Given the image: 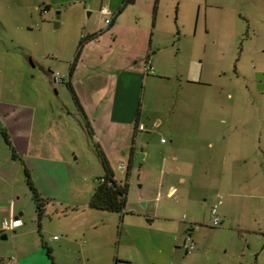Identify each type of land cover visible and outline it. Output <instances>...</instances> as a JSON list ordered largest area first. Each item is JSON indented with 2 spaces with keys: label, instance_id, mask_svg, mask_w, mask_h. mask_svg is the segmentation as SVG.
I'll return each mask as SVG.
<instances>
[{
  "label": "crops",
  "instance_id": "0c3cea01",
  "mask_svg": "<svg viewBox=\"0 0 264 264\" xmlns=\"http://www.w3.org/2000/svg\"><path fill=\"white\" fill-rule=\"evenodd\" d=\"M52 1L60 8L56 18H60L61 22V15L67 9H73L74 14L84 20V10L93 5V0ZM7 3L20 5L19 1ZM21 5L22 8H26L23 1ZM102 5H106L112 12L111 22L106 24L104 21L103 28L90 30L85 36L92 34L96 36L82 42L74 58L71 59V56L64 58L68 70L66 72L61 70L67 76L66 81L71 83L83 109V119L78 118V121L88 133L91 129V141L104 153L111 170L112 164L109 160L111 152L118 153L119 159L126 157L131 160L136 153L137 143H141L140 150L144 153L141 157L145 159L150 154V160L159 174L152 198L154 210L153 213H148L151 218L148 217L147 220L152 222L159 219L160 222L156 223L159 224L158 230L172 234L174 243L181 244L186 249L189 241L194 243V232L202 224L195 215L198 211V203L206 200L198 199L196 202L197 190L201 188L208 196V193L215 189L213 195L220 198L218 202L222 204L219 223H223L224 219L230 222L233 220V210L236 209L234 204L244 195L243 183L245 185L250 183L251 179L256 178L260 173L258 162L252 161L254 165L251 166L241 149H244L245 141L248 146L259 145L258 149L264 146V139L261 138L264 132L262 124L264 113L250 114L249 107H245L247 115L234 118L231 109L233 102L226 101L231 98V94L227 93L225 99L210 96L214 84L209 78L212 79L211 73L215 68L204 70L200 62H196L194 53L185 57L182 65L173 66V62L168 61L167 58L172 55L157 46L161 37L158 32H164L158 30L161 27L160 0L131 2L99 0V10ZM38 7L41 11V6ZM49 7L50 4H44L42 11H48ZM28 14L32 17V11ZM174 19L176 21V17ZM219 31L220 29L215 27L213 42L216 45L220 43ZM176 32L180 31L176 30ZM228 32H231L230 28ZM235 34H241V30L236 31ZM194 37L195 33L191 39V46L186 51L200 50V41L199 44L196 43L198 38ZM94 45L98 47L97 51ZM93 62L94 66H99L100 69L91 73L86 64ZM57 65L56 62L54 67ZM53 69L50 72H54ZM169 69L174 70L172 74L167 73ZM85 73H88L87 78L83 76ZM203 75L208 80H201ZM46 76L51 78L50 74ZM98 78L101 79L99 84L96 82ZM53 81L54 91L58 93L55 83L65 85V82ZM89 82H93L92 88ZM214 86L219 90L224 88L223 83L220 82ZM203 90L209 91V97H198ZM200 101L215 104L214 108L220 111L218 112L220 115L208 111L202 118L197 107L192 108L195 109L194 112H187V105L196 106ZM23 104L16 99L0 96V129L5 133L7 140L5 142L14 152L19 150L24 153H34L35 165L31 163L28 165L37 172L33 177V184L41 197L46 200L44 213L48 219L45 222L44 220L41 222V219L38 221L36 232L39 240L37 246H32L31 241H36L35 236H31L33 232L25 236L27 220L20 210L21 196L14 194L16 189L14 179L16 182L18 179L15 159L10 160L6 169L0 165V213L3 212L4 218L14 217L21 220L17 227L0 230L3 232L2 235H6L4 232L12 233L14 255L10 256L16 258L17 264H65L63 260L72 255L76 258L77 264H91L99 258L98 251L101 250L103 254L106 249V229L104 222H100L105 218H101L87 208L93 191L89 185V178L80 177V174L78 176L68 174L74 164H79L74 145L71 143L73 148L71 145L64 147L65 150H70L71 156L56 150L57 146L60 148L59 143L64 144V140L65 144L72 141L65 139V136L62 142V131L58 128L62 111L58 112V116L55 115L56 109L50 103L52 116H49L42 106L35 103L31 106ZM249 104L260 106L264 104V100L259 102L253 101L252 97H246L242 101V108ZM29 109H32L31 116L28 115ZM28 118L31 119L29 124L26 122ZM144 119L151 120L156 127L165 124L168 127L167 138L164 141L160 139V143L152 147L154 129L149 128ZM206 122L209 123L208 127L205 125ZM140 125L142 128H139ZM179 125L182 128H178ZM143 132L147 133L146 137L140 135ZM15 142L18 144L16 145ZM16 146H19V149ZM130 151L133 152L132 156L129 155ZM23 166L31 175L32 168L30 171L26 164ZM125 166L120 165L121 168ZM100 175L98 173L96 177ZM163 206L178 208L184 213V220L172 216L171 213L162 212ZM79 210L83 218L74 220L78 218L75 214H79ZM60 213H64L65 217H61ZM139 215L144 214L139 213ZM126 221L132 226L131 219ZM182 223L197 226L193 229V233L187 229V236L184 237L179 233ZM136 225L145 229L148 226L142 219H139ZM119 233H123V226ZM130 237V234L126 235L124 244H129ZM166 244H168L166 241H157L155 247L146 246L144 251L159 255L162 246ZM75 246H77L76 251ZM196 247L201 248L198 243ZM10 256L1 258L0 263ZM114 258L122 262H131L127 252L122 255L118 253L113 256ZM115 264L120 263L115 261ZM148 264H158V262L152 257Z\"/></svg>",
  "mask_w": 264,
  "mask_h": 264
},
{
  "label": "rangeland",
  "instance_id": "374dc122",
  "mask_svg": "<svg viewBox=\"0 0 264 264\" xmlns=\"http://www.w3.org/2000/svg\"><path fill=\"white\" fill-rule=\"evenodd\" d=\"M10 1H19L20 5L8 4L7 2ZM22 1L26 4V8H22ZM37 1L0 0V96L6 99H16L26 106L35 103L44 107L49 116H52L50 103L56 109L55 115L58 116V112L62 111V119L58 121V128L62 131V142L65 136V139L72 141L65 144L64 140V144L59 143L60 148L57 146L56 150L71 156L70 150H65L64 147L71 145L73 148L74 145L79 164H74L73 169H69L67 172L73 176L80 174V177L89 178L90 188L93 189L96 175L103 172L100 158L96 152V144L91 141V134L84 130L82 123L78 121V118L83 119V117L76 108L68 87L56 82L58 93H55L50 70L54 68V71L62 73L61 70H64L66 72L68 65L64 63V58L67 56H71V59L74 58L79 47L83 44L80 43L81 38L86 37L85 35L93 28L105 26L103 14L99 10V0H93L92 7L84 10V20L74 14L73 9H67L61 15L62 22L60 18H56L60 8L52 0ZM47 3L50 4L49 10L43 12V6ZM39 5L41 11H39ZM29 11H32V17H29ZM174 17H176V21ZM55 21L59 22L58 26H55ZM159 22L161 27L158 30H164V32L157 31L161 35L160 43L157 46L172 55L167 59L173 62V66L175 64L182 65L185 57L194 53L196 62H200L204 70L215 68L212 70L214 72L211 73L212 79L209 78V81H212L214 85L218 82L223 83L224 88L219 90L213 85L210 96L225 99L226 94L230 93L232 99H226V101L227 103L233 102L231 109L234 118L247 115L245 107H249L250 114L264 113V104L260 106L249 104L242 108V101L246 97H252L253 101L259 102L264 100V0H160ZM220 22L222 23L220 24ZM215 27L219 28L221 33L220 43L217 45L213 42ZM229 28L231 32H228ZM176 30L180 32L177 33ZM239 30H241V34H235ZM194 33V38H198L196 43L199 44L200 41V50L186 51L191 46ZM93 47H96V51L98 50L97 46ZM56 62L58 65L54 67ZM94 65V62L86 64L91 73L100 69L99 66ZM173 71L169 69L167 73L172 74ZM47 74H50V79L46 76ZM86 75L88 73L83 75L84 78H87ZM206 78L203 75L201 80H208ZM96 82L101 83V79L98 78ZM85 83H87L86 80ZM89 83L92 84L90 85L92 88L93 82ZM202 92L198 97H209L208 90ZM196 107L197 110L200 109L199 113L202 118L208 111L220 115L218 113L220 111L214 108L215 104L212 102L207 104L204 101H200L196 106L187 105V112H194L195 109L192 108ZM31 112L32 109H29L28 115L31 116ZM26 122L29 124L31 119L28 118ZM144 122L149 128L154 129L152 147L160 143V139L164 141L167 138L168 127L165 124L156 127L151 120L144 119ZM262 124L264 125V120ZM83 125L85 126L84 121ZM205 125L208 127L209 123L206 122ZM177 127L182 128L181 125ZM146 134L143 132L140 135L146 137ZM262 134L261 138L264 139V132ZM15 144L17 145L18 142ZM140 146L141 143L138 142L135 148L136 153L131 158V166L128 170L129 174L126 180L128 186L123 215L120 218V214L114 212L97 214L101 218H105L100 222H104L103 225L106 229V249L103 254L99 250V258L91 264H115V261L120 264H148L152 257L158 264H264V146L258 149L259 145L248 146L245 141L244 149H241L251 166L254 165L252 161L258 162L260 173L256 178H252L250 183H246V185L243 183L244 195L240 201L234 204L236 209L233 210L232 221L228 222L224 219L223 223H219L222 204L218 202L220 198L213 195L215 189L208 193V196L201 188L197 190L195 193L196 202L198 199L206 200L198 203V211L195 215L202 224L196 228L195 224L182 223L179 230V233L185 237L187 229L193 233V229L196 228L193 237L195 247L191 252H187L183 245L174 243L172 234L158 230L159 224L156 223L160 222L159 219L152 222L147 220L148 213H153L154 210L152 198L156 191L159 174L158 170H155L154 163L150 160V154L145 159L141 157L144 153L140 150ZM18 147L16 146L17 149H19ZM109 155L115 179L124 183L126 169L121 168L120 165L128 166L129 160L126 157L119 159L118 153L111 152ZM12 158L15 159L14 164L18 169L17 182L14 179L16 188L14 194L21 196L20 210L24 214V219L27 220L24 234L27 236L33 232L31 236H35L36 241H31V245L35 247L39 240V235L36 232L38 221L41 219V222L43 220L45 222L48 218L44 213L38 219L35 204L26 185L23 164H26L30 171L32 168L31 175H29L33 182V177L37 172L28 164L35 165L34 153H24L19 150L14 152L12 147H9V144L5 142L0 129V165H3L5 169L8 168L10 160L13 161ZM195 204L197 206V203ZM214 204H217L218 225L213 226L210 210ZM87 208L89 209V206ZM162 212L171 213L172 216L184 220V213L178 208L171 209L163 206ZM78 213L75 214L78 218H74V220L83 218L80 210ZM93 213L96 214L97 211H93ZM139 213L144 215H139ZM2 214L3 212L0 213V224L7 218H4ZM60 215L65 217L64 213H60ZM124 218L131 219L132 226ZM139 219L148 225L146 229L136 225ZM121 226H123L122 234L119 233ZM171 228L174 229L172 225ZM4 233L7 238H1L3 232L0 231V259L14 255L12 253L14 245L11 238L12 233ZM127 234L131 235L129 244H124ZM157 241L168 243L162 246L159 255L155 252L149 254L144 251L146 246L155 247ZM196 243L201 247L200 249H197ZM157 245L159 247V244ZM76 247H74L75 251ZM199 250L200 252H197ZM126 252L131 259L130 263L122 262L117 258L113 259V256L118 253L122 255ZM63 261L65 264H77L73 255ZM161 261L163 263H160Z\"/></svg>",
  "mask_w": 264,
  "mask_h": 264
},
{
  "label": "trees",
  "instance_id": "16d2710c",
  "mask_svg": "<svg viewBox=\"0 0 264 264\" xmlns=\"http://www.w3.org/2000/svg\"><path fill=\"white\" fill-rule=\"evenodd\" d=\"M127 1L131 2L132 0H127ZM95 36L96 34L82 37L80 43L90 40L91 38H94ZM29 59L31 60L30 57ZM60 82H65V85L71 91L72 97L76 104V108L83 115V109L76 98V94L73 90L71 83L66 80L60 81ZM89 131L91 133V129H89ZM2 134L4 136L5 141L7 142L5 133L3 131H2ZM96 152H97L98 157L100 158L103 172L101 173L100 176L96 177L94 180L93 191H92V194L90 196L87 206H89V209H91L92 211H97L96 214L98 213L103 214L104 212H114L116 214H120V218H121V216L124 213L125 198H126L127 186H128L126 180L129 174L128 170L130 166L129 165L125 166L126 179H125V182L122 183L121 181H118L115 179L113 171L109 168L106 162L104 153L98 147L96 148ZM129 155L132 156L133 152L130 151ZM12 156L14 157V155ZM130 162L131 160H129V163ZM24 173L26 177V185L30 192L31 199L33 200V203L35 204L38 219H40V217L44 214L46 200L43 197H41V195L37 191L36 187L31 181L29 171L26 167L24 168ZM101 216H104V215H101Z\"/></svg>",
  "mask_w": 264,
  "mask_h": 264
},
{
  "label": "built area",
  "instance_id": "2783aa9c",
  "mask_svg": "<svg viewBox=\"0 0 264 264\" xmlns=\"http://www.w3.org/2000/svg\"><path fill=\"white\" fill-rule=\"evenodd\" d=\"M100 12L104 16L105 23L109 24L112 20V12L108 9L106 5H102L100 7ZM52 78L55 81H65L67 79V76L64 73H61L59 71H54L52 72ZM139 127L142 128V125H140ZM216 213H217V204H214L210 210V214L213 218V221H212L213 225H218V219H217ZM20 223H21V220L19 218H14V217H11L9 219L5 218L0 224V230L17 227ZM193 249H194V243L192 241H189L186 244V251L191 252ZM0 264H17V260L14 256H10L6 258L3 262H1Z\"/></svg>",
  "mask_w": 264,
  "mask_h": 264
},
{
  "label": "water",
  "instance_id": "95a60500",
  "mask_svg": "<svg viewBox=\"0 0 264 264\" xmlns=\"http://www.w3.org/2000/svg\"><path fill=\"white\" fill-rule=\"evenodd\" d=\"M55 26H58L59 25V22H57V21H55ZM142 204H144V203H142ZM6 237V235H1V238H5Z\"/></svg>",
  "mask_w": 264,
  "mask_h": 264
}]
</instances>
